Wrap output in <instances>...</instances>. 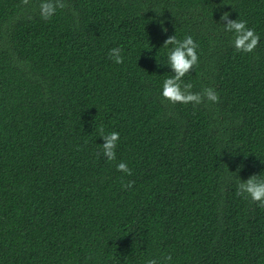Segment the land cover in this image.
<instances>
[{"label":"trees","instance_id":"1","mask_svg":"<svg viewBox=\"0 0 264 264\" xmlns=\"http://www.w3.org/2000/svg\"><path fill=\"white\" fill-rule=\"evenodd\" d=\"M40 3L0 0V264H264V208L237 195L264 179V0ZM172 35L198 45L182 84L218 102L161 96Z\"/></svg>","mask_w":264,"mask_h":264},{"label":"clouds","instance_id":"2","mask_svg":"<svg viewBox=\"0 0 264 264\" xmlns=\"http://www.w3.org/2000/svg\"><path fill=\"white\" fill-rule=\"evenodd\" d=\"M22 3L27 5L29 0H22ZM66 5L63 0H41L39 5L42 18L50 19L56 12L57 8H64ZM228 13L223 12L220 16L221 20H227L224 24L225 31L234 33L233 46L237 51L250 53L254 51L258 42L259 36L252 28L246 27L247 22L238 19H228ZM166 31V29H164ZM165 46L172 45L167 52V65H170L171 72L174 75L163 80L161 96L169 102L175 103H194L199 104L203 98L211 102H218L219 96L212 88H205L203 96L200 93L191 91L192 84H182V78L193 69V66L198 62L196 49L198 45L194 42L191 36H185L183 40H178L175 35L169 36L163 43ZM120 48H112L109 56L114 59V62L119 64L123 62ZM101 137L104 143L101 144L98 155L103 154L108 160H115L116 154L114 149L119 140V133L116 131L105 134L103 127H100ZM117 170L131 175V170L126 163L120 162L116 165ZM134 181L122 183L123 188H130ZM237 195H245L250 197L252 201L257 202L258 206L264 208V179L258 178L255 174L248 179L241 181L238 184ZM171 260V256L167 255L163 261L158 262L156 259H149L146 264H164Z\"/></svg>","mask_w":264,"mask_h":264}]
</instances>
